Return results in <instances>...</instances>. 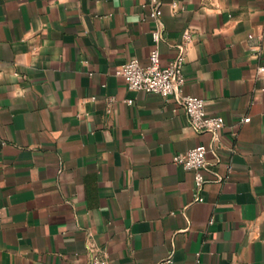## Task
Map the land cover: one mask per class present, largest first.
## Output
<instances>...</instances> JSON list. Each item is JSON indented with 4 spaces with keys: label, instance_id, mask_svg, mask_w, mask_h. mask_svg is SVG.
I'll use <instances>...</instances> for the list:
<instances>
[{
    "label": "crops",
    "instance_id": "obj_1",
    "mask_svg": "<svg viewBox=\"0 0 264 264\" xmlns=\"http://www.w3.org/2000/svg\"><path fill=\"white\" fill-rule=\"evenodd\" d=\"M143 2L0 0V264H264V0H163L162 63L184 49L217 137L117 75L155 48ZM198 146L231 169L204 202L173 162Z\"/></svg>",
    "mask_w": 264,
    "mask_h": 264
},
{
    "label": "built area",
    "instance_id": "obj_2",
    "mask_svg": "<svg viewBox=\"0 0 264 264\" xmlns=\"http://www.w3.org/2000/svg\"><path fill=\"white\" fill-rule=\"evenodd\" d=\"M142 7H149L148 19L153 21L156 29L152 32V40L155 48L149 55V64L143 66L138 59H131L117 71L127 88L132 91H139L149 94L160 95L165 99H174L179 107L186 114L190 127L198 132L212 133L217 137L224 128L225 122L221 116H210L206 111V103L202 98L186 95L183 87L186 83L184 67L186 64L185 51L181 48L179 54L168 64L163 65L159 46L164 41L163 35V0H144ZM186 41L190 40L188 33L184 34ZM259 73H264V68L259 69ZM113 99L108 101V113H111ZM131 105L132 101H127ZM177 111V110H176ZM249 119L243 118L241 123H246ZM208 150L204 146H198L186 153L173 157L174 164L195 173V201L204 202L201 192L208 182L223 183L230 178L231 169L226 176L211 172L208 169ZM207 173L212 174L207 178ZM213 223L211 220L210 224ZM173 264L172 258L166 261ZM198 263V262H197ZM92 264H117L108 258L94 257Z\"/></svg>",
    "mask_w": 264,
    "mask_h": 264
}]
</instances>
